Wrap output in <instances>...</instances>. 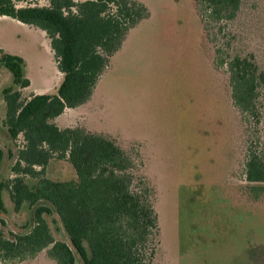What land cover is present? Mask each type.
Segmentation results:
<instances>
[{"label": "rangeland", "instance_id": "rangeland-1", "mask_svg": "<svg viewBox=\"0 0 264 264\" xmlns=\"http://www.w3.org/2000/svg\"><path fill=\"white\" fill-rule=\"evenodd\" d=\"M138 1L147 6L149 18L109 57L95 97L73 113L70 124L112 140L137 164L132 173L146 183L157 215L149 264H264V192L252 189L264 183H248L244 176L248 147L264 153V80L258 89L257 122L246 123L232 105L226 66L214 68L220 50L227 57L252 58L264 74V0H241L233 20L210 29L201 23L195 0ZM38 33L0 17V40L11 43L21 36L19 44L31 56L28 74L34 88L44 86L53 74L49 67L43 72L34 68L36 53H41ZM1 66L0 220L10 238L11 233H29L35 208L50 205L25 204L16 212L10 200L7 187L23 138L12 140L5 119L1 123L2 90L12 85L10 73ZM31 91L23 89L22 96L30 97ZM45 177L55 182L77 179L68 161L57 158L48 162ZM24 179L29 186L37 182ZM51 209L43 218L54 241L70 245ZM49 249L22 263L0 264H56ZM74 255L75 264H83Z\"/></svg>", "mask_w": 264, "mask_h": 264}, {"label": "trees", "instance_id": "trees-1", "mask_svg": "<svg viewBox=\"0 0 264 264\" xmlns=\"http://www.w3.org/2000/svg\"><path fill=\"white\" fill-rule=\"evenodd\" d=\"M241 0H195L204 28L210 29L235 18ZM20 3H26L20 6ZM29 0H0V17L43 31L63 80L54 95L23 98L19 89L29 87L24 60L0 50V63L12 75L15 87L2 90L4 125L12 140L23 145L12 167L8 185L17 212L24 204L49 206L34 210L32 230L5 236L0 220V262L22 263L46 248L56 264H75L74 251L83 264H149L154 256L157 215L144 180L133 175L134 159L112 140L82 128L59 129L51 121L66 108H76L90 99L108 67L109 57L120 50L131 30L150 16L138 0H48L32 6ZM226 66L233 107L244 122H257L256 101L264 74L252 58L227 57L222 51L214 68ZM3 151L0 149V163ZM66 159L76 181L55 182L45 177L51 159ZM245 179L264 183V153L251 145L247 150ZM25 177L37 178L33 186ZM0 184V210H3ZM258 193L264 186L253 187ZM55 210L70 245L54 241L43 218Z\"/></svg>", "mask_w": 264, "mask_h": 264}, {"label": "crops", "instance_id": "crops-1", "mask_svg": "<svg viewBox=\"0 0 264 264\" xmlns=\"http://www.w3.org/2000/svg\"><path fill=\"white\" fill-rule=\"evenodd\" d=\"M3 18H7V17H3ZM16 23L19 24V26H21V28H30V26L21 24L19 22H16ZM31 29H33V30L35 29L37 31V33L39 32L38 33L39 36H41L40 37V41H39V43H40L39 50L41 51V53H39L38 51L36 53L37 56H36V61H35V64H34L35 65L34 68L36 70H38L39 72L40 71L43 72L44 69L49 67L51 69V71L53 72L52 77L47 78L48 80H46V84L44 86L35 87V88L33 86V81H32L31 77L28 74L30 65L32 64L33 61L31 59V56H30L29 52L24 50V48L19 44V42H21V40H20L21 36H16L15 38H13L11 43H7L5 41L0 40V50H2L3 52H5L7 54L18 56V57H20V58H22L24 60V70H23L24 76L30 81L29 87L24 88V89H31L32 90L31 93H30L31 95H43V94H45V95H54V94H50V93L53 90H56V93H57V90H58V88H59V86H60V84H61V82L63 80V75L58 71V69L56 67V63H55V60H54L53 52H52V50L50 48V42H49L48 38L46 37L45 33L43 31H41L40 29H38V28H32L31 27ZM1 67L3 69L7 70L4 66H1ZM11 77H12V75H11ZM99 84H100V80H98V82L96 84V87L94 89V92L92 94V98L88 102H86V103H84V104H82V105H80V106H78L76 108H66L60 116L54 118L51 122L53 124H55L59 129L73 128L74 125L70 124L72 122V120H75L72 117L73 113L76 114V112H80V111L84 110L85 107L88 106L92 102L93 97H95V95H96V91H97V88L99 87ZM11 86L17 88L13 84V78H12V85ZM11 86H8V87H11ZM19 90H20V92L22 94V90L23 89H19ZM1 101H2V99L0 100V102ZM5 113H6V109H5V112L2 113L1 123L5 119ZM0 149H1V147H0ZM3 162H4V153H3V157H2V160H1V163H0V166H1V164ZM1 200H2V196H1ZM2 203H3V201H2Z\"/></svg>", "mask_w": 264, "mask_h": 264}]
</instances>
